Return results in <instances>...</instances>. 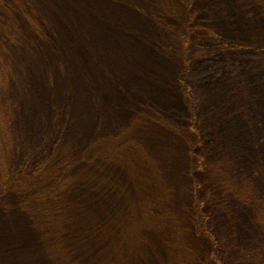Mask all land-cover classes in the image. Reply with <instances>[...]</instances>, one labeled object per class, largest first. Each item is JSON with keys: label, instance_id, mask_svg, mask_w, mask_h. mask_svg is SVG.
<instances>
[{"label": "rangeland", "instance_id": "obj_1", "mask_svg": "<svg viewBox=\"0 0 264 264\" xmlns=\"http://www.w3.org/2000/svg\"><path fill=\"white\" fill-rule=\"evenodd\" d=\"M0 264H264V0H0Z\"/></svg>", "mask_w": 264, "mask_h": 264}]
</instances>
